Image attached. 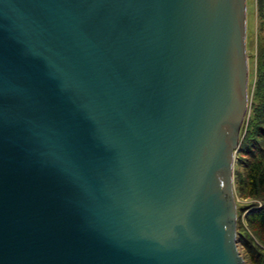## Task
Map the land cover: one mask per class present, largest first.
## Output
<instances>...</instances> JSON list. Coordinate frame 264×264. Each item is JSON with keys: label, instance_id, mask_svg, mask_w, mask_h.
Instances as JSON below:
<instances>
[{"label": "water", "instance_id": "water-1", "mask_svg": "<svg viewBox=\"0 0 264 264\" xmlns=\"http://www.w3.org/2000/svg\"><path fill=\"white\" fill-rule=\"evenodd\" d=\"M246 12L0 0V264H245Z\"/></svg>", "mask_w": 264, "mask_h": 264}, {"label": "rangeland", "instance_id": "rangeland-1", "mask_svg": "<svg viewBox=\"0 0 264 264\" xmlns=\"http://www.w3.org/2000/svg\"><path fill=\"white\" fill-rule=\"evenodd\" d=\"M246 52L248 59V106L241 126L240 140L245 128L253 117L254 105H257L256 88L263 78L264 70V1L246 0ZM243 160L246 157L241 152L235 153L233 186L237 206L236 242L245 264H252V255L257 256L258 251H264V241L254 234L248 222L250 210L259 206L260 201L245 196L240 189L239 180L245 175Z\"/></svg>", "mask_w": 264, "mask_h": 264}, {"label": "trees", "instance_id": "trees-1", "mask_svg": "<svg viewBox=\"0 0 264 264\" xmlns=\"http://www.w3.org/2000/svg\"><path fill=\"white\" fill-rule=\"evenodd\" d=\"M262 76L256 88L257 105H254L253 117L245 128L238 151L246 157L242 159L245 175L239 180L240 189L245 196L260 201L248 214L249 226L264 241V70ZM252 258V264H264V251L259 250Z\"/></svg>", "mask_w": 264, "mask_h": 264}]
</instances>
